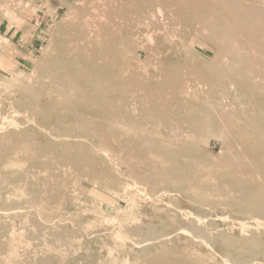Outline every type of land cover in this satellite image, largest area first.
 Instances as JSON below:
<instances>
[{"label":"bare ground","instance_id":"obj_1","mask_svg":"<svg viewBox=\"0 0 264 264\" xmlns=\"http://www.w3.org/2000/svg\"><path fill=\"white\" fill-rule=\"evenodd\" d=\"M244 1L64 0L62 6L66 10L63 14L69 19V22L66 26H62L60 29L58 28V37H60L58 41L48 43V48L50 50L48 54H50V56L43 67L38 70L37 74L35 73L34 82L36 86L25 87L26 92H29L30 96L24 102L25 110L31 117H68L66 120L60 118L55 122V125L62 130L61 133L63 136H59L61 138L57 137V140L55 138L54 140L50 139L48 141L41 140L42 143L22 142L21 144L15 142L12 138L13 136H10L11 139L1 135L0 161L6 152H11L12 149L15 150L16 148H23L26 150L27 156L31 154L30 156L34 157L33 162L34 165H36L35 168L37 164L39 165L42 163L40 161L41 159H44L43 162L45 161L48 164L47 168L51 165L55 166L53 164H57L56 162L60 160H64L65 162L68 161V163L74 167L73 169H83V167H87L90 171L96 172L98 162L95 153L94 155L92 154V156L88 154V147H93L95 144L87 145L90 143L89 141L87 143V137L95 134H102L104 131H110L111 129H118V132H120V134L123 133V136L129 140L126 146L123 145L124 147H121L119 144L116 145L118 142L116 136L112 139L106 137V139L117 146L120 160L123 159L126 161L128 164L124 163L127 164L128 167H131V170L133 169L134 171L137 168L141 169V167L144 170V168H146L148 174L145 179L146 182L152 179L148 177H155L159 181L157 185L163 187L166 191H173L178 197L179 195L187 198L191 197L189 199H191L192 202L202 205L194 211V216H191L185 224V229L188 230L194 238L199 239L200 243L201 241L206 243V246L208 245L214 249H220L225 259L226 256H228V251L226 252V250L230 249L242 251L246 256L252 258L254 257L252 253L253 247H261L264 256V241L252 240L253 237H250L249 240L244 239L242 241L244 244L249 243V246H246L237 242V239L234 237L223 233L221 229L218 228L219 225L217 222H210V215L214 213L219 214L228 207H234L236 212L241 214L242 219L244 218L246 223H250L248 224L249 226H264V7L254 6L252 0ZM5 3L6 2H4V4ZM257 3H259V1ZM10 10L12 11L13 9ZM206 14L218 15V19L214 20L213 18L212 20L211 16L210 20L201 19V17ZM195 32L207 33L211 37V43L205 48L209 50L211 54L204 51L205 57L203 58L195 56L189 57L190 55H188L186 58L183 56L181 59L178 57L177 59L175 57L176 54H178L181 49H186L185 46L188 48L187 39ZM136 37L139 38V44L134 46L131 42ZM205 38L208 37L206 36ZM5 40L6 39H4V41ZM124 49L127 50L124 52L130 54L128 58L123 52ZM187 50H189V48ZM150 56L154 59L151 63L147 60ZM173 57L175 60L171 59ZM207 57L210 58L207 59ZM130 58L134 61L131 64L128 62ZM251 61H254V63ZM151 65L152 68H149L148 66L151 67ZM253 70L256 72L254 76L249 74V71ZM187 73H192L196 79H200L201 82L203 81L207 86H216L220 84L222 87H227V85H231L235 91H239L242 95L244 94V98L246 97L247 99L248 97L249 100L245 99L243 102L239 101L238 104L233 103V105L225 110V116L223 115L226 117L233 114V120L237 128L236 126L233 128L232 125L225 123L221 119L215 120L214 117H208L211 116V110L206 105L199 104L197 107L191 109L187 92L192 89L193 81H191L192 77L190 78V75H187ZM21 74L23 75L24 72ZM195 85V88H197V84ZM256 87L261 88L263 92L260 94H250ZM195 88L192 90H196ZM216 97V94L211 90L208 98L214 100ZM234 98L237 99L235 95ZM239 99L240 98H238V100ZM207 103L209 104V102ZM187 106H189V109L186 108ZM134 113H138V115L134 117ZM228 119H226V121ZM230 119L229 121H233ZM14 132L15 131H13V134ZM25 134L24 138H28ZM210 135H212V137H217L220 142L222 156L220 155L218 158H216L217 155L214 156L212 153L213 147H215L217 143H212L209 139L211 137ZM112 136L111 133V137ZM202 137H205L203 142L201 139ZM206 137L209 138L206 139ZM201 143H203V145H201ZM101 146H108L105 140L101 142ZM79 148H83V151H80L81 149ZM96 151L99 152L97 149ZM135 151L142 152L143 159L138 160V158L135 157L138 161L135 159L136 162L133 163L134 160H132V158L135 155ZM121 154L126 157H123ZM113 157L114 153L112 158ZM14 163L15 162L12 163V166H15L13 165ZM138 163L141 167H139ZM21 166L22 165H20V167ZM61 169L59 171L60 173L53 174L51 179L45 175L48 171L44 174L40 173L41 176H39V179L47 184L46 191L52 193L50 197L48 196L49 200H51L56 192L62 190L60 182L64 174L63 172L61 173ZM51 171H54V169H51ZM67 171H69V169ZM21 172L20 175L23 177L24 171L23 174ZM30 172L31 169L29 173ZM70 172H72V170ZM70 172L68 173L70 174ZM49 173L51 172L47 174ZM38 174H36L37 177ZM79 174L84 176L80 172ZM74 176L77 179L78 175ZM86 177H89V175L87 176L86 174ZM23 179L25 178L23 177ZM31 179L32 178H30V180ZM67 179L68 178H66V180ZM96 179L102 180L100 176ZM31 182L32 180L30 183ZM75 182L77 183V181ZM64 183L62 184L65 185ZM71 183L74 182H70V184ZM18 189L19 188H17V191ZM25 190L27 189L25 188L23 191ZM2 191H4V189H2ZM23 191L20 192L24 194L26 191ZM35 194L36 199H40L37 191H35ZM3 195L1 197H3ZM219 196L224 197L226 201L224 206L217 204V198ZM19 205L20 204L17 206ZM34 206H30V208ZM25 207H27V205ZM45 207L47 206L45 205ZM45 207L40 208L42 210L45 209ZM208 207L211 208L210 211H208ZM30 208H28V210ZM38 208L39 207L36 209ZM160 208L164 210L163 207ZM58 209L55 208L53 210L56 211ZM23 210L22 208V211ZM34 210H32L33 213ZM41 210L38 209L40 212ZM51 210H48V212ZM36 211L37 210H35V212ZM4 212L7 213L6 210ZM13 212L15 211L13 210ZM17 212L18 211L15 213ZM32 212L30 214H32ZM46 212L47 211H45L44 214L45 217L47 215ZM38 213L39 212L36 214L39 215ZM27 214L29 213H26V215ZM51 214L52 216H50L53 217V213ZM16 215L18 214H15V216ZM232 215L233 213H231V216ZM18 216L20 217V215ZM58 217L60 218L62 216ZM240 223L242 224V222ZM177 225H179V223H177ZM21 229L24 230V228ZM116 230L117 229L114 231ZM148 232L152 235L150 231ZM54 233L56 234L57 232ZM166 233L168 234V232ZM166 233L160 231L159 235L155 238L159 240V238L162 237V239H164ZM60 235L56 237L59 238V240L61 237ZM64 236L65 234L63 237ZM69 236L71 238L73 235ZM69 236L67 237L69 238ZM111 236L113 237L114 235L111 234ZM124 236L125 235H123V237ZM129 237H131V235ZM17 238L18 236L16 239ZM115 238L118 239L119 237ZM61 239L64 241L63 238ZM13 240H11V242H13ZM25 240L28 241L27 238H25ZM67 240L70 243V239ZM67 240H65V242H67ZM250 240L252 242H249ZM3 241L4 239L1 242ZM155 241H157V239L152 237L151 239L145 240L144 245L149 248L150 245L147 244H153ZM28 242L27 246H29ZM80 242L79 239V243ZM6 243L3 242V244ZM9 243L8 241V244ZM22 243H24V240ZM133 243L136 244V242ZM25 244L26 242L24 245ZM78 245L76 246L78 247ZM27 246L25 247L27 248ZM82 246L79 247L82 248ZM7 247L10 248L8 245ZM68 247H70L69 244ZM8 248L7 251L9 250ZM18 248L20 247L18 246ZM48 249L52 251L53 248L51 247V249ZM181 249H183V247ZM43 250L44 249H42V251ZM56 250L58 251L59 249L56 248ZM9 252H11V250ZM170 252L171 251H168L163 255L156 264H173L171 263L172 257ZM195 252L196 250L194 253ZM196 253L198 254L199 251ZM41 254L43 255L42 252ZM59 254L60 252L57 255ZM5 255L6 253L4 257ZM210 255L212 256V253ZM11 256L12 253L9 254V257ZM62 256H64V253ZM214 256L215 255H213V257ZM246 256L241 259H238L236 256L238 264H246L249 260ZM9 257L7 256L6 258ZM233 258L234 256L230 259ZM21 259H23L22 256ZM21 259L19 258L20 262L23 261ZM8 260L5 261L8 262ZM51 260L45 259V263L51 264ZM207 261L208 260H206V262ZM14 262L15 261L11 263ZM118 262L119 261H117V263ZM113 263L114 262H112V264ZM118 264H120V262Z\"/></svg>","mask_w":264,"mask_h":264},{"label":"rangeland","instance_id":"obj_2","mask_svg":"<svg viewBox=\"0 0 264 264\" xmlns=\"http://www.w3.org/2000/svg\"><path fill=\"white\" fill-rule=\"evenodd\" d=\"M68 1H73V0H68ZM258 1L259 3H257ZM263 1L252 0V4L258 7H264ZM4 2L7 3V6H6V3L4 4ZM63 2L64 0H20V1L19 0H0V36H1L0 37V136L4 135L5 138H11L13 136L12 137L13 140L17 143H21V144L22 142L23 143H26V142L42 143L41 140L48 141L50 139L54 140V138L57 140V137L63 136V134L61 133L62 130H60V128L55 125V122L56 120H59L60 118L63 120H66L68 117H31L27 113L24 107L25 100H27V98L30 96L29 92H26L25 87L26 86L27 87L36 86L34 82V78L38 70H40L43 67V65L45 64V62L48 60L50 56V54H48L50 53V50L48 48V43H51L52 41H58V39L60 38L58 37L59 36L58 30L62 28V26H66L67 23L69 22V19L65 16V14H63L66 10L62 6ZM38 5H39V8H38ZM9 8L13 10L11 11ZM13 15H14V18H13ZM36 16H37V20H36ZM210 16L212 17L211 18L212 20L213 18L214 20L218 19V15H215V14H206L205 16H202L201 19L203 18L205 20L206 19L210 20ZM10 17L13 18L14 20L11 19ZM206 36L208 38H205ZM4 39L6 40L4 41ZM211 40H212L211 37L207 33L204 34L202 32L200 33L195 32L192 36H189L187 39L189 50H187L188 48L187 46H185L186 49H181V51H179L175 57L176 58L178 57L179 59H181L183 56L186 58L188 55H190L189 57L195 56V57L203 58L205 57L204 51L210 53V51L205 48L211 43L210 42ZM12 43L17 45L19 49L14 50V48L11 46ZM131 44L134 46L138 45L139 38L137 37L134 38ZM124 51H127V50L124 49L123 52ZM123 52L121 51L122 55H123ZM124 53L126 57L128 58L129 57L128 55L130 54H128L127 52H124ZM208 58L210 57H207V59ZM171 59L175 60L174 57ZM147 60H149L150 61L149 63H151L154 59L151 58L150 56ZM128 62H130L131 64L134 61L132 58H130ZM251 62L254 63V61H251ZM148 67L152 68V65L151 67L150 66ZM20 72L21 73L24 72V74L22 75ZM249 74L250 75L252 74V76H254L256 72L254 70L249 71ZM187 75H190L189 76L190 78L192 77L191 78L192 79L191 81H193L192 82L193 85L191 87L192 89H194L196 87L195 84H197V88H195L196 90L190 89L192 90L190 91L188 89L190 92L189 91L187 92V95L189 97V103L191 104V109L197 107L199 104L206 105L211 110L210 112L211 116H208V117H214L215 120L221 119L225 123L232 125L233 128L235 126L237 128V125H235V121L233 120V114H230V116L229 115L226 116L227 118L224 117L225 110H227L229 106L233 105V103L238 104L239 101L243 102L246 99V97L244 98L243 96L244 94L242 95V93H240L239 91H235V89H233L231 85L230 86L227 85V87H222L220 86V84H217L216 86L213 84H212L213 86L211 85L207 86L206 84H204L203 81L201 82L200 79L199 80L196 79L192 75V73L190 74L187 73ZM211 90L217 96L214 100H210L208 98ZM262 92L263 90L261 88L256 87L251 91L250 94L252 93L260 94ZM234 95L237 99L234 98ZM238 98L240 99L238 100ZM206 101L209 102V104ZM186 108L189 109V106H187ZM135 115L137 116L138 113L137 114L134 113V117H136ZM228 118L229 119L231 118L230 120H233V121H229ZM226 119L228 120L226 121ZM13 131H15L14 134H13ZM109 132L112 133L113 135L112 137H111V133ZM24 134L27 135L28 138H24ZM211 134H214V133H211ZM114 136L118 138L117 140L118 142L116 143V145L119 144L121 147H124L128 144L129 140L125 138V136H123V133L120 134V132H118V129H115V130L111 129L110 131H104L102 134H95L93 136L91 135L87 137V143L88 141L90 142L87 145H90V144L92 145L93 143L95 144L93 147L91 146L88 147L89 149L88 154L92 156V154L94 155L95 153V157L97 158V162H98L97 164L98 167L96 168V172L90 171L89 169H87L86 166H85L86 168L83 167V169L82 168L73 169L74 167H72L68 163V161L65 162L64 160H60L56 162L57 164H53L55 166L51 165L53 168L49 166L48 167L49 169H48L47 168L48 164L45 161L43 162L44 159H41L40 161L42 163L39 165L37 164V167L35 168L36 165H34V162H33L34 157L30 156L31 154L27 156L26 155L27 152L23 148L22 149L16 148L17 150L12 149L11 152L8 151L5 153L6 156L4 155L0 161V192L4 194L3 195L2 193H0V198H1L0 199V237H1L0 240L2 241L4 239L3 242L4 243L7 242V243L3 244V242L0 241V249H1L0 250V255H1L0 264H16V263L17 264H46L45 259H50V260L52 259L50 262L51 264H112V262H114L113 264H118L119 262L120 264H136V263L137 264H156L159 262L160 258L163 255H165L168 251H171L170 252L171 257H172L171 263L173 264H217V263H220V264H236L237 263L238 264L237 262L238 259H241L242 257L246 256V254L243 253L242 251H238L236 249H230V250H226V252L228 251L227 253L228 256H226V259L227 258L228 259L226 260L223 252L220 249L218 248L214 249L213 247H209L208 245L206 246V243L202 241L200 243L199 239L194 238L192 234L188 230L185 229V224L187 223V221L189 220L191 216H194L193 215L194 211L198 209L199 206L201 207L202 205L196 202H192L191 199H189L191 198L189 196H188L189 198L182 196V195H179L178 197L177 195H175L173 191H170V192L166 191L165 189H163V187H160L157 185V182L159 181L155 177H151V176L148 177L152 179H150V181H148L147 179L148 182H146L145 179L148 175L146 168H144L143 170L141 165L138 163L141 169L137 168L136 170L133 171V169L132 170L130 169L131 167H128L127 165L128 163L126 161H124L122 158H121L122 160H120V154L117 151V146L111 143L110 140L106 139V137L110 139L115 138ZM210 136H211L210 138L206 137V139L209 138L212 141V143H217L215 144V147H213L212 153L214 156L217 155L216 158H218L220 157V155L222 156L221 154L222 149H221L220 142L217 137H212V135ZM204 138L205 137L201 138L202 142L204 141ZM103 140L106 141V145L108 146L106 147L101 146V142H103ZM201 145H203V143H201ZM79 149H81L80 151H83V148H79ZM96 149L100 153L97 152ZM113 153H114V157L112 158ZM123 154L127 155L126 153H123ZM124 155L123 157H126ZM135 157H137L138 160L143 159L142 158L143 153L140 151H135V155L132 158V160H134L133 163H135L137 160V158ZM27 160H30V161H27ZM13 162H15L13 164L15 166H12ZM124 162L127 164H125ZM20 165L22 166L20 167ZM26 169L28 172L26 171ZM30 169H31V172L29 173ZM37 169L38 171L39 170L40 171L38 172ZM51 169L52 170L54 169V171H51ZM60 169H61V173L63 172L64 177H65V179L63 177L64 180L62 179L63 182L62 181L60 182V187L62 190L56 192L54 196H52L51 200H49L48 196L50 197V194L52 195V193L46 191L47 184L43 183L39 179V176H41L42 173L44 174L45 172L48 171L51 173L47 174L48 173L47 172L45 175L51 179L53 174L60 173L59 172ZM68 169L69 171H67ZM70 169L72 170V172H70L71 171ZM86 169L89 171H87ZM65 170L69 176L66 174ZM73 170L76 172L78 171L77 174ZM23 171H24V174H23ZM20 172L23 174V177L26 180L23 179L22 175H20ZM68 172H70L71 175ZM79 172L84 176H81ZM36 174H38V177ZM86 174L87 176L89 175V177H86ZM74 175L76 176L78 175L79 177L77 176V179H76ZM14 176H19V177H14ZM99 176L100 178H102L101 181L96 179ZM30 178H32L31 183H30L31 181ZM66 178L69 179V182H68V179L66 180ZM140 180L143 182H141ZM75 181H77V183ZM70 182H74V183L70 184ZM62 183H64L65 185H63ZM35 184H38V185H35ZM43 185L46 187H44ZM72 185L74 186V188ZM24 187L27 189L25 190L26 192L23 191L25 189ZM63 187H66V188H63ZM109 187H112V188H109ZM17 188H19L18 191H17ZM2 189H4V191H2ZM34 190L37 191L38 197L40 199H36L35 197L36 194ZM20 191H23L25 193L23 194ZM139 191H140V194H139ZM132 192H134L135 194ZM2 195L3 197H1ZM221 196L217 198V204L224 206V203L226 201L224 197H221ZM16 204L17 205L20 204V205L17 206ZM25 204L27 205V207H25L26 206ZM45 205L47 207H45ZM30 206H34L32 207L33 209L30 208ZM37 207H39L38 208L39 210H41L40 207L42 208L45 207V209L46 208L47 209L46 210L42 209L41 210L42 213H41L40 211H38V209H36ZM160 207H163L164 210L163 209L161 210ZM12 208L15 212L16 211L18 212L17 213L13 212ZM22 208L25 211L24 210L22 211ZM28 208L30 209L28 210ZM34 208L35 210H37L36 212ZM55 208L57 209L59 208V209L54 211L53 209ZM97 208L98 209L100 208V209L98 210ZM31 209L34 210V213L32 212ZM207 209L208 211H210L211 208L208 207ZM5 210L9 214L5 213L4 212ZM48 210H51V211L48 212ZM45 211H47L46 217L44 215ZM1 212L2 213L4 212V213L2 214ZM31 212L32 214H30ZM37 212H39L38 213L39 215L36 214ZM230 212L233 213L232 216ZM26 213H29L30 215L29 214L26 215ZM51 213H53L54 216L56 215L57 217L58 216H62V217L57 218L56 216L55 217L53 216L54 217L53 218L51 217L52 216ZM15 214L20 215V217L18 215L15 216ZM211 221L217 222V224L219 225L218 228H220L223 233H226L234 237L235 239H237V242L239 243L244 244L242 241L244 239L249 240L250 237H253L252 240L261 241V242L264 241V226L263 227L262 226L261 227L249 226L248 224L250 223H246L245 219L244 218L242 219L241 214L237 213L234 207H228L224 209L222 213H219V214L214 213L210 215V222ZM240 222H242L243 225ZM49 223L51 224V227ZM177 223H179V225H177ZM21 228H24V230ZM37 228H38V231H37ZM115 229H117L118 231L117 230L114 231ZM44 231H47V232H44ZM148 231H150L152 235L149 234ZM160 231H162V233L168 232V234L167 233L165 234L164 239H162L161 237L158 240V238H155V237L159 235ZM15 232H17L19 235ZM54 232H57L56 233L57 235ZM63 232L65 234L64 237H63L64 235ZM116 232L118 233V236ZM68 234L71 236L73 235L71 237L72 239L70 238ZM111 234L119 238L116 239L114 236L112 237ZM59 235L61 236L60 240L59 238H56ZM123 235L125 236L123 237ZM130 235L131 237H129ZM17 236L18 238L16 239ZM67 236H69V238ZM134 236H135V239L137 238L136 240L134 239ZM22 237H23L24 243L26 242L25 245L24 243H22L23 242ZM152 237L154 239H157V241H155V243L153 244H147V245H150L149 248H147V246L144 245L145 244L144 241L147 239H151ZM25 238H27L28 241L30 240L29 241L30 243L27 240H25ZM61 238H63L64 241ZM78 238L81 241L80 243H79ZM5 239H6V242H5ZM67 239H70V243ZM11 240H13V242H11ZM44 240L47 242H45ZM65 240H67V242H65ZM8 241L10 242L9 244H8ZM139 241H140V245H139ZM27 242L29 246H27ZM73 242L74 243L76 242V243L74 244ZM133 242H136V244ZM196 242L199 244V246ZM249 242H252V241L250 240ZM47 243H48V246H47ZM49 243H50V246H49ZM190 243L191 244L195 243V244L191 245ZM10 244L12 247L10 246ZM68 244L70 247H68ZM7 245L10 248H8ZM35 245L36 246L38 245L37 246L38 248ZM76 245H78V247L79 246L81 247L82 245L83 246L82 248L79 247L80 248L79 249ZM244 245L249 246V243L244 244ZM18 246L20 248H18ZM25 246H27V248ZM22 247H25V248H22ZM51 247L53 248L52 251L48 249V248L51 249ZM182 247L185 250L181 249ZM7 248L9 249L8 251H7ZM56 248H58L59 250L57 251ZM42 249H44L45 251L44 250L42 251ZM10 250L11 252H9ZM189 250H192V251H189ZM195 250L196 252L199 251L198 253L199 255L196 252L194 253ZM210 250H211L212 256L210 255L211 254ZM252 251H253L252 253L254 254V257L251 258L249 256H246L249 258L246 264H264V256H263L262 248L253 247ZM4 252L6 253L5 257H4V254H5ZM41 252L43 253V255L41 254ZM59 252H60L59 255L61 256L57 255ZM10 253H12L11 257H9ZM63 253H64V256H62ZM48 255L49 256L52 255L50 256L51 258ZM213 255L215 256L213 257ZM7 256L9 258H6ZM21 256L23 259H21ZM233 256L234 258L230 259ZM236 256L238 257V259H236L237 258ZM19 258L23 261L20 262ZM5 260H8V262H6ZM206 260H208L207 261L208 263L206 262ZM13 261L15 262L11 263ZM117 261L119 262L117 263ZM223 262H227V263H223Z\"/></svg>","mask_w":264,"mask_h":264},{"label":"crops","instance_id":"obj_3","mask_svg":"<svg viewBox=\"0 0 264 264\" xmlns=\"http://www.w3.org/2000/svg\"><path fill=\"white\" fill-rule=\"evenodd\" d=\"M15 41V40H14ZM11 46L14 48V50L19 49L17 45H15L14 43L11 44ZM4 50V49H3Z\"/></svg>","mask_w":264,"mask_h":264}]
</instances>
